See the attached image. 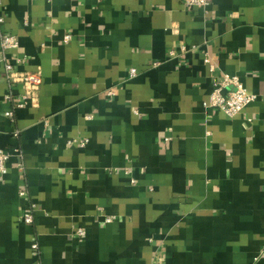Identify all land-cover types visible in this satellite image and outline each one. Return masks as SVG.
Returning <instances> with one entry per match:
<instances>
[{
  "label": "crops",
  "instance_id": "0c3cea01",
  "mask_svg": "<svg viewBox=\"0 0 264 264\" xmlns=\"http://www.w3.org/2000/svg\"><path fill=\"white\" fill-rule=\"evenodd\" d=\"M0 16L15 69L43 78L9 116L25 88L0 62V146L21 152L0 264H264V0H1ZM223 72L257 94L234 117L210 105Z\"/></svg>",
  "mask_w": 264,
  "mask_h": 264
},
{
  "label": "built area",
  "instance_id": "2783aa9c",
  "mask_svg": "<svg viewBox=\"0 0 264 264\" xmlns=\"http://www.w3.org/2000/svg\"><path fill=\"white\" fill-rule=\"evenodd\" d=\"M186 6L189 7H202L207 8L211 4V0H182ZM1 3V0H0ZM4 21V17L0 16V23ZM71 35L67 34L65 40L69 41ZM19 46V39L15 34L5 32L1 36L0 43V62H4L5 66V77L9 83L13 84L16 82L23 83L24 92L16 97L13 93H8L7 99L13 101V109L7 111V115L13 116L14 109L25 107L29 102L34 100L37 92H39L40 86L42 84L43 78L42 74L39 71H17L14 64L9 60L7 52L10 49L16 48ZM210 63V58L206 59ZM211 68L214 71L216 65L211 63ZM138 73L137 68H131L130 76H136ZM213 90L210 96V105L222 110L227 116L234 117L241 113L250 103L254 102L257 99V94L249 92L244 83L237 76H233L229 73L223 72L220 75L214 78ZM108 94L110 96L114 95L113 90H109ZM19 131L15 132V135H18ZM71 144H77L81 147H84L88 139H75L70 141ZM19 151L18 148L14 152ZM12 150L4 149L0 146V180H3L4 176L8 172V160L14 153ZM22 195L26 194L25 190L21 191ZM35 205L30 206L23 218L27 223L34 222L33 210ZM112 218H107V221H111ZM79 236H84L86 230L79 228L77 230ZM33 248L37 251L39 250V244L37 242L33 243Z\"/></svg>",
  "mask_w": 264,
  "mask_h": 264
}]
</instances>
